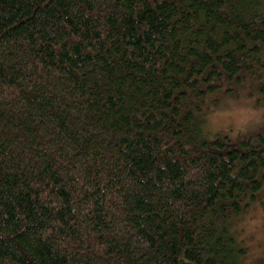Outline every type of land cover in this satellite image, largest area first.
<instances>
[{
    "label": "trees",
    "instance_id": "1",
    "mask_svg": "<svg viewBox=\"0 0 264 264\" xmlns=\"http://www.w3.org/2000/svg\"><path fill=\"white\" fill-rule=\"evenodd\" d=\"M225 84L264 100V0H0V264H240L264 121L205 131Z\"/></svg>",
    "mask_w": 264,
    "mask_h": 264
},
{
    "label": "rangeland",
    "instance_id": "2",
    "mask_svg": "<svg viewBox=\"0 0 264 264\" xmlns=\"http://www.w3.org/2000/svg\"><path fill=\"white\" fill-rule=\"evenodd\" d=\"M227 88L232 89L225 84L208 94L203 128L211 135L224 133L233 139L238 132L255 129L264 121V100L252 90ZM248 110L251 114H246ZM241 123L242 127H238ZM248 202L240 222L234 226L245 247L240 264H264V181Z\"/></svg>",
    "mask_w": 264,
    "mask_h": 264
},
{
    "label": "clouds",
    "instance_id": "3",
    "mask_svg": "<svg viewBox=\"0 0 264 264\" xmlns=\"http://www.w3.org/2000/svg\"><path fill=\"white\" fill-rule=\"evenodd\" d=\"M246 114H251V110H248V112ZM241 119H243V117ZM238 127H242V123L238 124Z\"/></svg>",
    "mask_w": 264,
    "mask_h": 264
}]
</instances>
